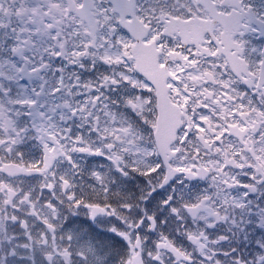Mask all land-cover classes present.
Returning a JSON list of instances; mask_svg holds the SVG:
<instances>
[{
  "label": "snow or ice",
  "instance_id": "1",
  "mask_svg": "<svg viewBox=\"0 0 264 264\" xmlns=\"http://www.w3.org/2000/svg\"><path fill=\"white\" fill-rule=\"evenodd\" d=\"M0 264H264V0H0Z\"/></svg>",
  "mask_w": 264,
  "mask_h": 264
}]
</instances>
